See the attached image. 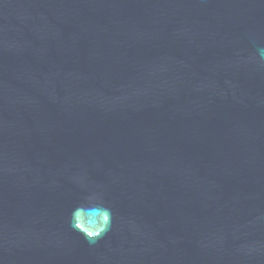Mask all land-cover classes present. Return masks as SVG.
<instances>
[{
    "label": "water",
    "instance_id": "95a60500",
    "mask_svg": "<svg viewBox=\"0 0 264 264\" xmlns=\"http://www.w3.org/2000/svg\"><path fill=\"white\" fill-rule=\"evenodd\" d=\"M257 46L264 0H0V264H264Z\"/></svg>",
    "mask_w": 264,
    "mask_h": 264
},
{
    "label": "clouds",
    "instance_id": "9594fccd",
    "mask_svg": "<svg viewBox=\"0 0 264 264\" xmlns=\"http://www.w3.org/2000/svg\"><path fill=\"white\" fill-rule=\"evenodd\" d=\"M247 59L264 67V46H257L255 55ZM67 223L71 230L79 233L90 245H95L113 231L116 215L103 195L90 191L72 208Z\"/></svg>",
    "mask_w": 264,
    "mask_h": 264
}]
</instances>
